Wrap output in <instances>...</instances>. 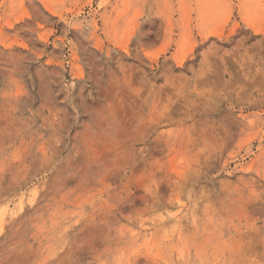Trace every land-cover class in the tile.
<instances>
[{"label":"rangeland","instance_id":"374dc122","mask_svg":"<svg viewBox=\"0 0 264 264\" xmlns=\"http://www.w3.org/2000/svg\"><path fill=\"white\" fill-rule=\"evenodd\" d=\"M0 264H264V0H0Z\"/></svg>","mask_w":264,"mask_h":264}]
</instances>
